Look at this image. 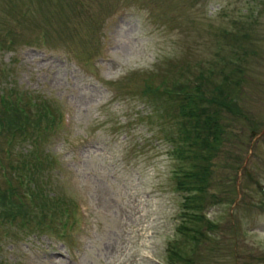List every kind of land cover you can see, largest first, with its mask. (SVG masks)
Returning <instances> with one entry per match:
<instances>
[{
	"label": "rangeland",
	"instance_id": "1",
	"mask_svg": "<svg viewBox=\"0 0 264 264\" xmlns=\"http://www.w3.org/2000/svg\"><path fill=\"white\" fill-rule=\"evenodd\" d=\"M209 82L236 106L218 116L201 209L215 237L197 250L264 264V0H0V96L30 105L25 131L0 135V192L21 204L0 218V264L185 251L170 94Z\"/></svg>",
	"mask_w": 264,
	"mask_h": 264
},
{
	"label": "trees",
	"instance_id": "2",
	"mask_svg": "<svg viewBox=\"0 0 264 264\" xmlns=\"http://www.w3.org/2000/svg\"><path fill=\"white\" fill-rule=\"evenodd\" d=\"M232 64L230 71L236 73ZM239 68V67H238ZM199 84V85H198ZM194 86H186L185 83L173 85V93L170 94L173 104L169 108H175L176 137L170 138L172 144L180 146L176 153L171 149V154L177 158V172L172 171L175 179L174 188L181 194V214L182 218L177 225L180 231L186 229L188 237L183 243L177 242L182 249L177 252L171 248L168 249V264H194L188 255V251L196 253L198 264H206V256L200 250H197L199 244L205 239H212L213 235H207V230L214 229L215 225L208 220H204L203 212L204 200L208 198L207 187L209 185L210 163L212 157L218 150L219 144V125L218 116L220 112L231 111L233 98L229 92L223 90L222 83L209 82L212 86L205 88L198 83ZM177 85V86H176ZM203 88V89H202ZM157 91V89H152ZM165 91L167 88H163ZM149 90V87H146ZM11 91L8 93L10 94ZM0 100L4 103L0 114V135L10 132V130L25 131V116L30 106L25 100V105L15 103L9 94L1 93ZM16 94V92L14 93ZM30 120V119H29ZM27 123V122H26ZM32 128L38 126L37 121L28 124ZM33 128V129H34ZM24 165V163H23ZM38 167V165H34ZM5 197L0 192V218L13 219L15 214H20V205H14L13 198L10 194ZM24 219H28L24 217ZM193 220L191 226H186L184 221ZM207 233V234H206ZM180 238V237H179ZM174 242V243H175ZM175 246V245H174ZM190 247V248H188ZM193 247V248H192ZM263 262V261H262Z\"/></svg>",
	"mask_w": 264,
	"mask_h": 264
}]
</instances>
